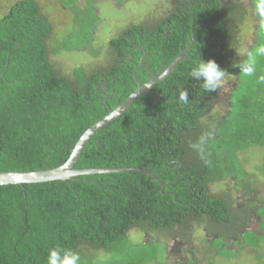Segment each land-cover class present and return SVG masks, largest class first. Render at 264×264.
Segmentation results:
<instances>
[{
	"label": "trees",
	"instance_id": "obj_1",
	"mask_svg": "<svg viewBox=\"0 0 264 264\" xmlns=\"http://www.w3.org/2000/svg\"><path fill=\"white\" fill-rule=\"evenodd\" d=\"M63 3L75 8L81 27L63 50L38 0H17L0 15V172L65 163L88 128L195 41L152 95L140 96L91 137L75 165L147 168L156 179L122 172L1 185L0 264H47L48 250L57 246L78 252L80 264H153L167 247L157 236L139 239L162 233L193 243L200 225L213 236L205 242L213 257H234L242 250L236 245H263L264 203L239 158L251 146H264V56H256L251 77L233 66L264 46L254 0H172L162 16L148 15L110 39L105 64L67 72L53 57L64 50L91 53L99 17L93 3L85 7L87 20L75 0ZM249 16L258 22V37L244 56L238 54L241 28ZM199 59H214L227 71L225 79L237 78L229 96L222 87L206 92L189 77ZM181 91L189 93L187 104L179 101ZM208 133L201 159L192 145ZM231 181L246 203L212 192Z\"/></svg>",
	"mask_w": 264,
	"mask_h": 264
},
{
	"label": "rangeland",
	"instance_id": "obj_2",
	"mask_svg": "<svg viewBox=\"0 0 264 264\" xmlns=\"http://www.w3.org/2000/svg\"><path fill=\"white\" fill-rule=\"evenodd\" d=\"M17 0H0V15L4 14L8 7ZM65 0H38L41 4L42 11L52 22L54 35L56 36L55 46L62 49L63 43H69L71 34L76 35L80 31L79 17L75 19V8L65 5ZM172 0H75L74 6L83 9L90 4L95 6L96 14L99 21L93 30V39L87 51H61L60 55L53 57L52 61L64 72L70 71L76 65L83 64H105V55L109 47L110 39L121 34L123 29L130 23H136L144 20L148 15L153 14L155 17L162 16L171 7ZM250 4L252 0H244ZM91 8V6H90ZM90 9L83 10L81 18H89ZM258 22L253 16H249L241 28V35L244 39V46L240 48V53L244 56L254 44L258 37ZM63 50V49H62ZM98 55V56H96ZM236 77L225 79L222 86L223 93L229 96L231 89L236 85ZM220 109V108H219ZM218 110V109H217ZM240 161L248 174L246 181L256 188L258 200L264 203V146H251L240 153ZM236 182L221 183L212 187L215 194H230L238 205L241 202H247L244 198L242 188L236 187ZM254 200V199H253ZM256 205L260 202L254 200ZM254 228H259L256 220L252 221ZM199 230L196 240L193 243H183L179 239H167L162 233H155L149 236H143L139 240H154L156 236L161 243L167 247V252L158 261L153 264H264V244L257 248H240L239 245L233 249L236 252L234 257L217 255L213 257L207 253L208 243L206 240H213V236L206 232V226L200 225L194 227ZM197 230V231H198ZM134 234V235H133ZM138 231H133L131 235L137 236ZM132 237V238H133ZM205 237V239H204ZM208 241V242H209Z\"/></svg>",
	"mask_w": 264,
	"mask_h": 264
},
{
	"label": "water",
	"instance_id": "obj_3",
	"mask_svg": "<svg viewBox=\"0 0 264 264\" xmlns=\"http://www.w3.org/2000/svg\"><path fill=\"white\" fill-rule=\"evenodd\" d=\"M183 49L176 59L165 68L160 74L153 75L145 84H138V88L120 105L112 110L101 120L88 128L80 137L75 145L73 152L68 160L62 165L52 169H41L35 171H1L0 172V186L7 184H25V183H40L57 180H70L80 175L101 174V173H122V172H138L145 174L151 178H155L147 168L138 167H97V168H76L75 165L80 158L85 145L89 142L91 137L100 129L121 116L128 108H130L140 96L149 94L152 95L151 88L158 82L165 79L172 73L175 66L184 59L185 53L194 43Z\"/></svg>",
	"mask_w": 264,
	"mask_h": 264
},
{
	"label": "clouds",
	"instance_id": "obj_4",
	"mask_svg": "<svg viewBox=\"0 0 264 264\" xmlns=\"http://www.w3.org/2000/svg\"><path fill=\"white\" fill-rule=\"evenodd\" d=\"M254 14L264 23V0H254ZM238 54L243 55L242 53ZM256 56H264V46L259 47L255 54L248 53L247 59L238 61L233 66L238 67L244 77H251L255 75L257 70ZM226 72L214 59H199L192 66L189 77L195 81L202 82V88L206 92L214 93L223 86ZM259 82L264 83V76L259 77ZM179 101L187 104L189 102V93L181 91L179 93ZM211 138V133L202 135L198 143L192 145L199 152L201 159L206 157L205 146ZM80 259L78 252L57 246L48 250L47 264H80Z\"/></svg>",
	"mask_w": 264,
	"mask_h": 264
}]
</instances>
